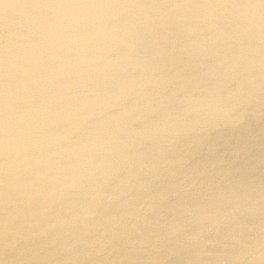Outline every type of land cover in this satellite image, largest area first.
<instances>
[{"label":"bare ground","instance_id":"6f19581e","mask_svg":"<svg viewBox=\"0 0 264 264\" xmlns=\"http://www.w3.org/2000/svg\"><path fill=\"white\" fill-rule=\"evenodd\" d=\"M0 264H264V0H0Z\"/></svg>","mask_w":264,"mask_h":264}]
</instances>
